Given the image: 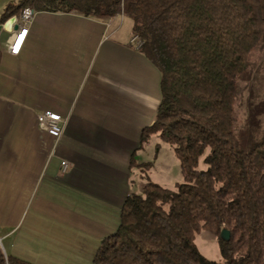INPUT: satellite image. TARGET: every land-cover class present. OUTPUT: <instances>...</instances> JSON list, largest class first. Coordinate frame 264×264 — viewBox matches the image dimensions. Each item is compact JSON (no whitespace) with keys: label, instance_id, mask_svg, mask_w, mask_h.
Returning a JSON list of instances; mask_svg holds the SVG:
<instances>
[{"label":"crops","instance_id":"crops-1","mask_svg":"<svg viewBox=\"0 0 264 264\" xmlns=\"http://www.w3.org/2000/svg\"><path fill=\"white\" fill-rule=\"evenodd\" d=\"M133 26L124 14L40 11L18 56L9 52L16 33H0L6 260L92 264L118 230L161 103V72L131 43ZM45 112L66 120L59 141L39 126Z\"/></svg>","mask_w":264,"mask_h":264},{"label":"trees","instance_id":"trees-1","mask_svg":"<svg viewBox=\"0 0 264 264\" xmlns=\"http://www.w3.org/2000/svg\"><path fill=\"white\" fill-rule=\"evenodd\" d=\"M28 7L124 14L162 75L161 103L144 141L157 134L174 148L184 182L176 190L149 183L130 194L118 230L92 264H264V126L242 133L236 118L240 80L264 51V0H18L0 25ZM203 230L230 232L228 242L219 238L221 262L196 247ZM6 261L30 264L6 260L0 249Z\"/></svg>","mask_w":264,"mask_h":264},{"label":"rangeland","instance_id":"rangeland-1","mask_svg":"<svg viewBox=\"0 0 264 264\" xmlns=\"http://www.w3.org/2000/svg\"><path fill=\"white\" fill-rule=\"evenodd\" d=\"M17 1L0 0V10H5ZM253 59L258 65L240 80L242 91L236 104V118L242 133H248L255 126H264V51L256 52ZM140 155L146 164L133 168V193L142 194L149 183L176 190L184 182L181 163L174 148L162 142L157 134H152L145 140L144 150ZM202 167L201 163L200 168ZM219 238L221 237L215 233L203 230L196 235L194 243L204 257L221 262L223 257Z\"/></svg>","mask_w":264,"mask_h":264},{"label":"built area","instance_id":"built-area-1","mask_svg":"<svg viewBox=\"0 0 264 264\" xmlns=\"http://www.w3.org/2000/svg\"><path fill=\"white\" fill-rule=\"evenodd\" d=\"M36 11L28 7L22 11L18 16L11 17L5 24L3 30L10 29L16 33V38L11 45H9V52L13 56H18L21 52L25 39L28 35L30 26L32 25ZM131 43L140 50L142 43L137 36H133ZM38 123L40 128L49 136L59 141L63 135L66 120L59 114L53 112H45L38 115ZM64 170L67 169V162L62 163Z\"/></svg>","mask_w":264,"mask_h":264},{"label":"water","instance_id":"water-1","mask_svg":"<svg viewBox=\"0 0 264 264\" xmlns=\"http://www.w3.org/2000/svg\"><path fill=\"white\" fill-rule=\"evenodd\" d=\"M3 31V26L0 25V33ZM222 241L228 242L230 240V232L228 230H223L220 235Z\"/></svg>","mask_w":264,"mask_h":264}]
</instances>
